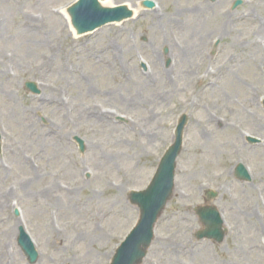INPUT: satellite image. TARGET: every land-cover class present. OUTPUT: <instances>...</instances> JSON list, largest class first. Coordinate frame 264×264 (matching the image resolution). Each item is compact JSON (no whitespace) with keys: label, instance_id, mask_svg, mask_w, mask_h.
Here are the masks:
<instances>
[{"label":"rangeland","instance_id":"374dc122","mask_svg":"<svg viewBox=\"0 0 264 264\" xmlns=\"http://www.w3.org/2000/svg\"><path fill=\"white\" fill-rule=\"evenodd\" d=\"M73 1L0 0V264H29L20 225L35 264H109L138 214L128 193L149 181L180 114L175 187L141 264H264V0H101L136 13L81 36L61 14ZM237 162L250 181L234 177ZM205 204L227 227L219 244L194 237Z\"/></svg>","mask_w":264,"mask_h":264},{"label":"water","instance_id":"95a60500","mask_svg":"<svg viewBox=\"0 0 264 264\" xmlns=\"http://www.w3.org/2000/svg\"><path fill=\"white\" fill-rule=\"evenodd\" d=\"M146 4L151 3L146 2ZM69 13L71 14L72 23L78 33L92 30L110 21H119L131 14V12L123 6L117 8L101 7L97 0H79L69 8ZM26 87L35 91V87L32 83H26ZM182 125L183 121L180 124L173 147L167 152L160 166V172L162 170L165 171L169 175V179L172 177L174 160L180 148L179 132ZM159 174L156 177V180L158 179ZM157 182H155L152 190L151 187L148 189L147 193L141 198V200L136 196L133 197V201L138 203L140 207L150 209H143V211L141 209L142 217L139 222L140 232L138 234H131L121 244L113 256L111 264H135L143 256L144 247H141V244L142 239L144 238V228L152 226L160 207L164 204L165 199L167 198V188L164 186L165 181ZM18 243L26 253L28 260L34 262L36 259V252L33 249L30 239L22 229H20Z\"/></svg>","mask_w":264,"mask_h":264},{"label":"bare ground","instance_id":"6f19581e","mask_svg":"<svg viewBox=\"0 0 264 264\" xmlns=\"http://www.w3.org/2000/svg\"><path fill=\"white\" fill-rule=\"evenodd\" d=\"M104 4H106V3H104ZM62 14L64 15V17L66 18V20H67V24L69 25V28L71 29V31L73 32V30H72V28H71V26H70V24H69V17H68V15H67V13L65 12V9L64 8H62ZM134 13H136V9L134 10ZM258 34H259V37H261V36H264V27H259L258 28ZM73 34V33H72ZM194 49H196V50H198V47H194ZM192 51H193V48L191 49ZM183 55L182 56H184L185 54V61H186V64H187V66H190V64H191V62L189 61V59H188V57H189V55H191L192 53H188V51L187 52H184V53H182ZM1 67H3V69H5V70H7L8 69V66L6 65V60L3 58V57H1L0 56V72H1ZM188 68H190V67H188ZM186 73H189L188 71H186ZM54 99H56V100H58V101H63V100H61V98H58L57 96H54ZM57 104H58V102H57ZM105 113H102L101 114V116H105L104 115ZM107 116V115H106ZM107 118H108V122H110L111 121V116L109 115V116H107Z\"/></svg>","mask_w":264,"mask_h":264}]
</instances>
